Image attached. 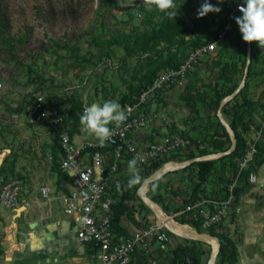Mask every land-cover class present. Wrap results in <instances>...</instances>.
Segmentation results:
<instances>
[{"label": "rangeland", "instance_id": "1", "mask_svg": "<svg viewBox=\"0 0 264 264\" xmlns=\"http://www.w3.org/2000/svg\"><path fill=\"white\" fill-rule=\"evenodd\" d=\"M174 3L177 15L171 18L128 0H0V185L17 179L28 203L27 210L20 206L16 211L0 203V264H50L84 249L78 243L74 253L46 254L52 249L45 243L47 233L60 221H68L65 235L71 248L77 245L74 224L60 213L58 197L69 184L58 168L53 131L47 120L36 124L25 117L33 93L48 102L49 118L59 117L58 127L76 137L83 104H121L154 73L177 65L216 32L221 11L197 18V10L182 0ZM145 110L151 121L136 130L143 141L178 136L188 143L168 157L176 166L148 182L154 170L138 167L142 183L129 188L127 164L110 177L117 205L121 196L131 197L122 222L136 226V232L150 224L169 230L168 242L144 237L132 264H191L192 259L208 264L209 239L168 227L147 201L164 217L185 225L184 204L200 196L223 197L232 183L230 215L219 230L210 231L231 243L218 238L212 264H238V256L247 253L256 264H264V49L244 42L235 27L225 45L198 61L184 80L156 92ZM232 137L244 154L251 145L256 149L247 167L257 173L252 184L245 171L237 176V157L227 156ZM204 160L211 167L200 182L198 162ZM42 185L50 187L46 197L40 195Z\"/></svg>", "mask_w": 264, "mask_h": 264}, {"label": "built area", "instance_id": "2", "mask_svg": "<svg viewBox=\"0 0 264 264\" xmlns=\"http://www.w3.org/2000/svg\"><path fill=\"white\" fill-rule=\"evenodd\" d=\"M132 6L142 7L143 0H128ZM190 9L197 10L204 0H182ZM221 8L219 29L209 39L194 45L175 66H169L157 71L150 83L140 88L131 97L121 102L122 109L130 114L119 127L110 124L113 131L111 140L101 146L98 141L87 142L74 140V134L59 128V117L49 118L48 102L44 96L33 93L32 101L25 110L27 121L32 123H47L53 131L57 143L58 168L68 178L69 188L59 195L60 211L75 226V237L83 246L80 255L65 261L50 264H132L134 251L144 237L153 235L160 242L170 240L169 230L160 224H150L144 231L128 233L123 226L113 224L116 198L109 189L110 177L116 174L120 164H127L133 157H138V167L151 169L153 163L164 166L168 157L183 150L188 143L178 136L162 137L158 140L143 141L133 139L131 135L136 130L147 126L151 118L146 113V104L155 93L168 85L184 80L193 71L194 65L217 48L226 44L227 33L238 25L234 17L240 16L237 5L243 0H208ZM89 106L83 104L84 108ZM256 149L240 156L237 161V176L246 171L253 160ZM246 178L251 184L256 181L257 173L247 171ZM234 183L228 184L227 193L221 197H196L184 204L182 212L186 214L187 224L191 228L198 227L201 231L219 230L227 220L235 199ZM42 197L48 196L50 187L42 185L39 188ZM22 185L17 179H9L0 185V203L16 211L21 204ZM212 233V232H211Z\"/></svg>", "mask_w": 264, "mask_h": 264}, {"label": "clouds", "instance_id": "3", "mask_svg": "<svg viewBox=\"0 0 264 264\" xmlns=\"http://www.w3.org/2000/svg\"><path fill=\"white\" fill-rule=\"evenodd\" d=\"M223 0H218L222 3ZM143 4L149 9L155 7L158 11L165 13L168 17L174 18L177 15V7L174 0H143ZM240 16L234 17L238 25L244 42H256L258 46L264 49V0H243V3L237 5ZM171 9V11H169ZM221 8L204 2L197 9V18L204 17L210 12L219 13ZM130 114L126 113L117 100H105L102 103H92L84 108L80 117V123L84 132L93 137L104 146L111 140L113 135L110 124L119 127L123 124ZM138 157H133L127 162L129 179L127 185L129 188L142 183V177L139 174ZM142 162V161H139ZM155 188V185L153 186ZM117 190L120 189V183L116 184Z\"/></svg>", "mask_w": 264, "mask_h": 264}, {"label": "crops", "instance_id": "4", "mask_svg": "<svg viewBox=\"0 0 264 264\" xmlns=\"http://www.w3.org/2000/svg\"><path fill=\"white\" fill-rule=\"evenodd\" d=\"M78 136H79V140H77ZM131 137L133 139H142V136L138 135L136 132H134L131 135ZM74 140L77 142H80V141L95 142L96 141L95 139H93V138L91 139V138L86 136V132L83 131L82 125H80V134L79 135L77 134L76 137L74 136ZM56 152H57V150H56ZM24 201H25V197L22 195V191H21V204H20V206L23 208V210H27L28 209V203H26V201L25 202ZM60 213L62 214L61 211H60ZM69 222H71V221L69 220ZM67 223H68V221H66V220L60 221L54 227V230L52 232L47 233V236L49 238L45 241V243H49L52 247L51 250L46 251L47 255L53 256V255H58V254H62V255L71 254V253L76 252L77 249L80 247L81 244L80 245L78 244L76 237H75V241H76L77 246H74L71 248V244H70V242H68L66 235H65V227H66ZM71 223H73V222H71ZM120 223H121V226H123L128 233H135L137 230V227L128 223V221H126L124 223L121 220ZM74 233H75V226H74ZM67 259H69V258H67ZM238 264H256V263L250 258L249 254L247 253L244 255V257L241 256V254L238 256Z\"/></svg>", "mask_w": 264, "mask_h": 264}, {"label": "trees", "instance_id": "5", "mask_svg": "<svg viewBox=\"0 0 264 264\" xmlns=\"http://www.w3.org/2000/svg\"><path fill=\"white\" fill-rule=\"evenodd\" d=\"M219 29V25H218V27L216 28V32H217V30ZM215 32V33H216ZM214 33V34H215ZM201 42V41H200ZM198 44V43H197ZM173 66H175V65H173ZM166 68V67H165ZM155 74V73H154ZM154 74H153V76H154ZM153 76L150 78V80L147 82V84L148 83H150V81L152 80V78H153ZM146 84V85H147ZM142 88V87H141ZM140 89V88H139ZM138 89V90H139ZM137 90V91H138ZM136 91V92H137ZM135 92V93H136ZM59 126H60V124H59ZM70 133V132H69ZM72 134V133H71ZM54 141H55V143H56V139H54ZM56 147H57V143H56ZM241 146L238 144V145H236L235 147H234V149L227 155V156H232V157H237V159L240 157V156H242L244 153L241 151ZM161 166V163H153L152 164V166H151V169H152V171L153 170H155V169H157V168H159ZM198 169H199V171H198V181H204L205 180V175H206V173L208 172V170L210 169V167H211V161H209V160H204V161H199L198 162ZM247 171H249V168H247V170L245 171L246 172V174H247ZM129 199H131V197L130 196H121L120 197V200H119V202H118V205H117V203L115 204V206H114V210H115V215H114V218H113V224L116 226V227H120L121 226V219H122V217L124 216V214L127 212V209H128V207H127V200H129ZM187 221H189V219H187ZM195 228H197L198 230H201V229H199L198 227H195ZM220 240H222V241H224V242H226V243H229L230 242V240L229 239H227V238H225V237H223V236H221V235H219V234H215ZM231 243V242H230ZM221 249H223V246H222V244H220V246H219V250L221 251ZM176 254V252L174 251L173 252V255H175ZM189 261V258L187 257V259L185 260V262L187 263ZM192 261V263L191 264H197V260L196 259H192L191 260Z\"/></svg>", "mask_w": 264, "mask_h": 264}, {"label": "bare ground", "instance_id": "6", "mask_svg": "<svg viewBox=\"0 0 264 264\" xmlns=\"http://www.w3.org/2000/svg\"><path fill=\"white\" fill-rule=\"evenodd\" d=\"M207 158H210V156H208ZM180 165V164H179ZM176 166V164L174 163H165L163 168L164 169H168V168H172ZM146 184V183H145ZM145 186V185H144ZM144 186L141 187L140 191L143 193L144 191ZM146 190V189H145ZM148 204H150V206L153 207V209H155V213L161 218L164 220L165 222V225H167L168 227L172 228L173 230L181 233V234H186L188 236L191 237V235L189 233H192L193 231L191 229H189L186 225H179L177 224L176 222H174L173 220L169 219V218H166L164 217L163 215V212L160 210V208L152 203V202H149L147 201ZM209 242L212 244V252H211V256L209 258V261H208V264H212L213 263V258H214V254L216 252V243L213 239H209ZM211 247V246H210Z\"/></svg>", "mask_w": 264, "mask_h": 264}, {"label": "water", "instance_id": "7", "mask_svg": "<svg viewBox=\"0 0 264 264\" xmlns=\"http://www.w3.org/2000/svg\"><path fill=\"white\" fill-rule=\"evenodd\" d=\"M248 60H249V56L247 55V63H248ZM221 105L222 104H220V106ZM226 126H227V128H229L227 124H226ZM234 147H235V138L232 137V144H231L230 148L226 151V153L231 152L234 149ZM177 166H181V165H177ZM166 170H168V169H164L163 166H160L159 168L155 169L145 179V182H148V181L152 180L154 177L164 173ZM17 210H19V208H17ZM154 212H155V210H154ZM161 221H162V223H165L163 219H161ZM189 234L191 235V238L213 239L215 241V243H216V247H218V245H219L218 237L216 235H214L213 233L209 232V231H193L192 233H189Z\"/></svg>", "mask_w": 264, "mask_h": 264}]
</instances>
